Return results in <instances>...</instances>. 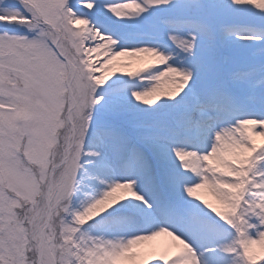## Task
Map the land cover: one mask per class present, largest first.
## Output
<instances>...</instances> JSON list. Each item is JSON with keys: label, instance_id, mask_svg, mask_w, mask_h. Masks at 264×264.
<instances>
[{"label": "rangeland", "instance_id": "obj_1", "mask_svg": "<svg viewBox=\"0 0 264 264\" xmlns=\"http://www.w3.org/2000/svg\"><path fill=\"white\" fill-rule=\"evenodd\" d=\"M106 32L116 42L152 49L153 56L129 69L99 67L90 55ZM62 55L76 71L72 127L71 68ZM200 101L220 107L209 116L230 124L227 134L218 132L229 147H215L219 165L198 153L192 165L204 172L194 181L178 173L185 166L159 162L162 170H153L150 152L139 145L170 138L164 130H180L170 121L180 113L187 120ZM263 109L264 0H0V264H35L49 173L62 159L54 177L56 226L43 264H93L90 239L102 224L127 223L128 213L144 221L161 206L187 217L190 226L214 229L187 232L196 242L234 250L227 261L264 264V155L262 161L256 155L264 154V125H251L264 123ZM154 128L162 133L150 136ZM163 151L180 154L171 148L153 154ZM251 153L256 163L246 160ZM104 167L115 176L131 169L132 177L112 179ZM152 183L164 203L139 192ZM134 195L148 202L134 205ZM150 234L138 231L128 240L137 245ZM166 238L168 249L152 264H166L167 257L180 264L199 249L189 245L188 252L174 235ZM248 240L262 251L243 246ZM178 248L183 255L177 258Z\"/></svg>", "mask_w": 264, "mask_h": 264}, {"label": "bare ground", "instance_id": "obj_2", "mask_svg": "<svg viewBox=\"0 0 264 264\" xmlns=\"http://www.w3.org/2000/svg\"><path fill=\"white\" fill-rule=\"evenodd\" d=\"M105 37L103 39H99L96 42H98L99 48L96 50H93L94 52L90 55L91 60H96L97 65L99 67H103L104 69H110L114 68L117 70L122 69L124 66L125 68L129 69L130 67H133V65H140V59H146L150 60L153 56L154 51L148 47H142L137 44L135 46L130 47L127 43H121L116 42L115 40H112L109 38L108 33L106 32ZM161 53L159 54V56ZM158 55L156 56V58ZM103 71V70H102ZM75 67L72 66L70 71V80L69 82L72 84L74 78H75ZM219 108L218 106L213 105L212 103L208 101H200L198 102L192 113L190 114V117L186 120V117L183 116L182 113L177 115V120L170 121L172 125H179L181 129L179 131H176V126L172 129V132L170 133L169 130H164V132L173 139L177 140V144L175 146L170 147L171 142L169 140H161L159 142H156L151 148L147 147L146 143H141L140 148L145 150H148L150 152V158L151 161L154 163H157L158 161L164 162L167 165H180L184 164L187 168H185V171L180 173L184 177H186L189 181H194L198 176L201 175L199 172L191 173V170H194L193 167V160L196 157L197 150H206L207 155L202 156L206 162L215 161L219 165V155L215 154L216 150L214 148L215 145H220L222 149L225 151H228L229 147L226 145L219 137H216L212 141L210 145H203L200 142H198L192 135H189L187 133H190L192 131H195L196 128H198L197 132H203V133H210L208 128L214 127L219 128L222 124L227 123V120L221 119V117H211L208 115V111L213 110L214 108ZM74 110H75V104L74 100L71 98V104H70V118L74 122ZM264 116V109L259 113ZM245 125H248L249 123L246 121H243ZM251 125L254 126H263L264 123L260 122H253ZM216 128V129H217ZM148 128L146 127V130ZM222 129V128H219ZM154 133L149 134L150 136H155L157 134L162 133V131L154 128ZM73 139L71 136L69 144V149H71ZM262 142V141H261ZM173 143V142H172ZM259 143V142H258ZM260 145H262L260 143ZM169 147L172 149L173 152H180L178 158H171L169 155V152L163 151L161 155L158 157L157 155L152 154L151 152L153 150H164V148ZM260 149L258 148V151ZM67 154V152H66ZM253 153L248 155L247 159L252 158ZM259 157V161L263 160L264 154H256ZM141 160H138L137 163H140ZM252 162H254V159L252 158ZM249 161H246V164H248ZM250 165V164H249ZM217 166V165H216ZM103 169V175H107L109 177H112L113 175L107 172V169ZM223 174L232 175L233 173L222 170ZM54 176H55V169L52 171L51 182L49 185L48 193H47V201H46V209L44 211V214L42 215V220L40 222V225L37 229L38 234V253L40 256V262L43 261V257L45 254V235H46V228H47V222L48 219L50 220V215L52 211V205L55 197V191H54ZM235 176L237 174L235 173ZM130 178V177H129ZM150 183V182H149ZM144 185H140L138 189L141 192H144L143 195L147 196L149 198H154L156 196V192L154 190L150 189H144ZM225 188L231 191H235V189L231 185L224 184ZM255 189L257 186H254ZM258 195V194H256ZM158 196V193H157ZM212 202H216V199L214 196L211 199ZM134 205L138 204V199L134 198L133 200ZM165 207H158L155 209V213L151 216H147V218L143 221V218L140 219L136 217L133 214H125L128 219H131L132 222H123L118 221L115 223H105L100 226V228L97 230L98 235L96 236L97 240H94V238L90 239L91 243L93 244L92 253L94 256H96L95 260H97L93 264H152L155 263L157 258L160 256V253L163 250H167L169 246V241L166 238V234L170 233L174 235L178 240L182 243V245L188 250L189 252V245L195 246L199 249H197V252L194 255V258L188 255V257H185L183 262L180 264H235L231 261H227V257L229 255H233V251L228 252L223 247L213 244L209 245L205 241L204 242H196L195 240H192V235L189 232L186 231H214V229H210L208 226H202V225H194L190 227L187 225V222L184 220H176L172 217H169L168 211H165ZM210 218V217H208ZM214 220V218H210ZM229 225V224H227ZM209 229H208V228ZM231 229L237 228L231 227ZM138 231L142 232H151L149 235V238L147 241L140 243L136 245V243L130 242L128 240L130 237H134L133 235H136ZM220 231V230H216ZM168 232V233H166ZM165 236V237H164ZM196 239L200 240V238L196 237ZM186 239V241L184 240ZM243 246L249 248L252 251L258 250V252H261V247L259 244L249 241ZM177 252H173L175 255H177V258L179 256L183 255V250L181 249H175ZM191 254V253H189ZM173 255V256H175ZM131 258H130V257ZM174 259L176 257H173ZM173 258L166 259V264L170 263ZM225 260L227 262H225ZM173 264V263H170ZM179 264V263H175Z\"/></svg>", "mask_w": 264, "mask_h": 264}]
</instances>
